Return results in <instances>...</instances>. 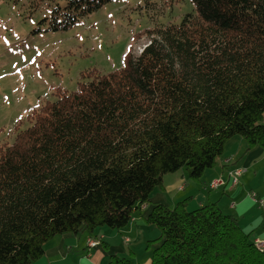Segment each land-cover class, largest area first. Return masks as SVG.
Returning <instances> with one entry per match:
<instances>
[{
  "label": "trees",
  "instance_id": "obj_1",
  "mask_svg": "<svg viewBox=\"0 0 264 264\" xmlns=\"http://www.w3.org/2000/svg\"><path fill=\"white\" fill-rule=\"evenodd\" d=\"M108 1L49 0V27L70 29ZM190 2L123 68L86 72L0 147V264H32L58 235L126 228L165 175L201 179L235 137L264 149V0ZM147 221L161 233L151 264H264L215 204L155 203Z\"/></svg>",
  "mask_w": 264,
  "mask_h": 264
},
{
  "label": "rangeland",
  "instance_id": "obj_2",
  "mask_svg": "<svg viewBox=\"0 0 264 264\" xmlns=\"http://www.w3.org/2000/svg\"><path fill=\"white\" fill-rule=\"evenodd\" d=\"M48 3L37 1L36 8L26 0H0V147L13 144L59 94L77 92L86 72L118 71L147 43L148 30L179 24L195 11L190 0H111L72 28L54 31ZM166 197L170 201L171 193Z\"/></svg>",
  "mask_w": 264,
  "mask_h": 264
},
{
  "label": "crops",
  "instance_id": "obj_3",
  "mask_svg": "<svg viewBox=\"0 0 264 264\" xmlns=\"http://www.w3.org/2000/svg\"><path fill=\"white\" fill-rule=\"evenodd\" d=\"M228 159L230 163H226ZM236 168L246 169V172L234 186L229 172ZM220 178L224 185L212 189V182ZM169 192L170 201L166 197ZM252 192L264 198V149L256 146L248 150L246 141L235 137L227 142L216 166L207 170L201 179H191L184 169L165 175L160 191L153 192L150 203L134 213L126 228L118 231L104 227L94 233L58 235L45 244L44 255L32 264H111L113 257L132 264L135 261L151 264L152 251L161 244L159 229L147 221L155 203L174 208L186 201L189 211L215 204L224 214L234 216L253 242H264V211L249 198ZM93 239L100 241V245L90 248L88 241Z\"/></svg>",
  "mask_w": 264,
  "mask_h": 264
},
{
  "label": "built area",
  "instance_id": "obj_4",
  "mask_svg": "<svg viewBox=\"0 0 264 264\" xmlns=\"http://www.w3.org/2000/svg\"><path fill=\"white\" fill-rule=\"evenodd\" d=\"M226 163H230V160H226ZM246 172V169H242V168H236L234 169L233 171H230L229 172V175H230V178L232 179V185H238L239 184V178L241 175H243L244 173ZM224 185V180L223 179H217L216 181L212 182L211 184V188L212 189H217L219 186H222ZM249 198L255 203L258 205V207L264 211V198H259L256 196L255 193H249ZM144 208V206H142V209ZM255 244V247L261 251V252H264V242L263 241H260V240H257L254 242ZM100 245V241L98 240H89L88 241V246L90 248H94L96 246Z\"/></svg>",
  "mask_w": 264,
  "mask_h": 264
}]
</instances>
